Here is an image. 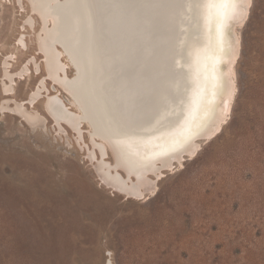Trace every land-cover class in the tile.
<instances>
[{"label": "rangeland", "instance_id": "1", "mask_svg": "<svg viewBox=\"0 0 264 264\" xmlns=\"http://www.w3.org/2000/svg\"><path fill=\"white\" fill-rule=\"evenodd\" d=\"M17 11L18 8H6L3 18L0 17V86L1 70L18 44L19 30L25 23L22 12ZM36 27L39 28L37 19ZM241 33L242 52L247 55L249 37L244 28ZM26 39L28 49L18 54L13 70L20 73L29 62L34 74L28 81H18L17 100L28 99L45 78L42 58L37 55L35 60L39 67L29 61L37 54V34L28 33ZM237 85L238 96L224 132L206 143L198 155L186 162L185 168L175 166L169 170L173 175L159 182L157 194L143 197L142 201L115 196L98 174L97 162L92 163L91 159L81 163L73 158L65 164L61 159L63 148L57 143L61 135L56 130H61L60 125L53 121L52 114L47 112L49 131L37 133L39 130H31L24 117L11 111L12 103L0 107V119L7 116L10 134L18 136L23 145L40 141L44 147L39 151L47 158L46 166L54 171L58 165L61 176L57 179L63 178L59 196L35 183L17 184L0 191V238L15 240L25 255L46 261L57 259L49 254L46 244L53 235H59L65 224L61 205L76 202L100 214L114 212L106 244L113 260L118 253L122 264H142L145 256L151 255L146 251L149 241L152 250L165 245H171L173 250H188L194 264H264V153L259 127L264 123V87L251 78L242 85L238 70ZM46 94L43 91L39 100ZM7 98L4 93L0 103ZM38 109L44 113L43 105ZM67 131L73 133L71 129ZM62 134L67 144V132ZM28 162L26 159L25 163ZM144 187L143 190L150 189L149 185ZM137 205H148L155 215L135 214L133 209ZM161 208L162 214L158 211ZM133 241L135 244L130 246Z\"/></svg>", "mask_w": 264, "mask_h": 264}, {"label": "bare ground", "instance_id": "2", "mask_svg": "<svg viewBox=\"0 0 264 264\" xmlns=\"http://www.w3.org/2000/svg\"><path fill=\"white\" fill-rule=\"evenodd\" d=\"M89 1L92 2L91 8H89L86 0H35L30 11H21L25 23L22 30H19L18 44L14 45L12 55L8 56L1 70L2 83L0 89L2 94L0 97L5 93L8 98L2 100L3 103H0V107L4 108L6 104L12 103L11 111L13 110V113H18L17 115L24 117L23 119L26 120V124L31 130H39L37 133L44 132L46 129L47 132L49 131L47 123L50 117L47 112L52 114L55 119L53 121L57 122L58 126L60 125L61 130H56L58 135L62 136V133L66 132L68 134V129H71L75 134L87 133L90 141L94 144V150L90 151L91 162H97L96 167L100 169L96 168L97 172L99 171L98 174H101L100 177L106 182L105 185L109 190L115 196L127 198V201H142L139 198H152L157 194L160 190L159 182L173 175L169 170L174 169L175 166L185 168L186 162L198 155L206 143H210L224 132L225 126L231 119L234 102L239 92L237 65L235 63L228 65L233 73L231 76L225 68V62L233 58L229 33L231 32L241 38L238 51L242 52L241 31L243 27L241 24L226 27L223 38L226 45L224 47L222 45L223 51L220 50L221 44L215 37V28L213 27L211 45L208 51L196 52L193 61L188 56L187 61L192 62L193 69L189 73V81L187 80L186 83L184 76L174 78L168 71L169 65L175 57L174 49L179 47V42L173 33L156 31L155 25L160 12L150 6L152 0ZM5 10L6 8L0 9L1 18H3L2 11ZM182 15L187 17L190 14L182 13ZM36 19L39 21L38 29ZM92 20H95L94 23ZM92 25L95 26L94 33L100 56L97 62L101 65L104 78L109 73L110 83L108 85L115 89L116 95L128 93L130 89L145 87L149 83L145 78L146 72H150L152 78L155 74L162 72L163 76H160L159 79L153 78L159 89L161 101L167 99L170 91L175 92L181 89L185 90V104L187 106L197 87L198 70L202 73L203 66L207 63L209 73L212 71V61L207 57L215 55L220 59L221 62L216 65V68L222 74V81L216 76L217 88L214 99L212 89L209 86L197 114L196 124L199 125L197 131L198 133L201 131V133L196 135L189 145L174 153L148 161L137 160L130 153L111 147V141L107 134L108 117L97 105L87 73L90 60L86 54V47L89 45ZM180 27L190 29L188 20L185 19L183 23H180ZM150 30L152 34L148 38L146 37L143 42L145 35ZM33 31L37 34V54H35V58L29 61L34 62V65L39 67L38 61L35 60L37 55L42 58L45 78L41 85L33 90V94L31 93L28 99L17 100L15 93L18 81H28L34 72L28 67V62L27 67L18 73L13 70L14 62L18 61L19 53H24L28 49L26 37L28 33ZM200 31L202 34L205 31L203 26H201ZM158 37L161 38L159 41L165 42L162 47L170 45L172 50L166 56L164 50L160 49L159 52L163 57H158L157 61L162 60V63L160 62L159 67L154 70L152 68L155 65V62L153 64L154 57L152 56L149 60L151 64L149 66V62H146L147 56L144 48L155 49V56L159 50V48H154ZM200 47L201 45L197 44V49ZM187 51L189 52L190 49ZM197 55H199V64L196 63ZM175 58L178 59L179 57ZM132 66H135L136 69L135 83L130 84L127 80L119 81L116 72ZM186 74H188V66ZM16 76L19 79H14ZM103 83L101 82L102 91L104 90ZM181 83L183 86L180 88ZM200 83H203L202 75L200 76ZM50 85L54 87L53 90H51ZM43 91L47 93V97L44 96L42 100H39ZM110 93L113 94V90H110ZM109 99H111L110 96ZM222 101L228 102L227 109L223 107ZM102 103L104 104L103 101ZM39 105H43L44 113L38 109ZM156 143L163 145L162 148L156 149L159 152L166 150L170 141H158ZM148 155L151 156V152ZM144 185H149L150 189L148 191L143 190Z\"/></svg>", "mask_w": 264, "mask_h": 264}, {"label": "snow or ice", "instance_id": "3", "mask_svg": "<svg viewBox=\"0 0 264 264\" xmlns=\"http://www.w3.org/2000/svg\"><path fill=\"white\" fill-rule=\"evenodd\" d=\"M34 3L35 0H0V9L18 8L20 11H30ZM150 6L160 12L155 25L156 31L173 33L178 39L179 47L174 51L175 57L179 58L174 57L168 68L174 78L185 76L186 64L181 63V60L187 61L188 56L191 55V53L186 55L189 45L183 39L189 35V28L180 27V23L185 19L188 20L192 40L201 45L197 49L198 53L208 51L213 27L215 37L221 44L220 50L223 51L226 27L241 24L249 37V54L245 55L238 51L241 38L230 32L233 58L225 62V68L231 76L233 73L228 65L235 63L238 66L242 85L246 79L251 78L253 81L258 80L264 87V0H152ZM257 9L260 10L259 15ZM182 13L190 15L185 17ZM201 26L205 29L203 34L200 31ZM207 59L212 61V71L209 73L207 63L204 64L202 73L198 70L197 87L187 106L185 90L181 89L170 91L167 99L162 102L159 89L150 72L145 73L149 83L142 89H130L128 93L121 95L111 94V99H105L108 117L107 134L111 147L128 152L137 160L148 161L174 153L189 145L198 135L197 114L209 86L212 89L213 99L216 96L215 68L221 61L215 55ZM196 63L199 64V55ZM116 77L119 81L127 80L130 84L135 83V66L118 70ZM222 105L227 109L228 102L222 101ZM7 119V116L0 119V191L17 184L31 186L35 183L38 188L45 187L59 196L63 182L62 177L60 180L57 179L61 176L60 167L57 165L54 171L49 170L46 166L47 158L39 151L44 145L40 141L29 145L21 144L19 137L10 134L6 128ZM259 127L262 137L261 151L264 153V123ZM64 135H68V143L63 142V136L57 138V143L63 148L61 159L65 164L70 163L73 158L81 163L91 159L90 151L94 150V144L89 136L75 132ZM158 141H170V144L166 150L157 152V148L163 147L156 143ZM149 152L151 156L148 155ZM26 159L29 161L27 164ZM261 164L264 165V159L261 160ZM248 178L251 180V173ZM61 207L65 224L59 235H53L46 244L49 254H54L57 259L46 261L25 255L20 252L15 240L3 237L0 238V264H122L118 253L113 262L109 246L106 244L114 212L100 214L76 202L62 204ZM158 211L162 214L164 209ZM133 212L137 215L144 212L155 215L148 205H137ZM134 244V241L130 242V246ZM150 245L149 241L146 251L151 252V255H146L142 264H194L188 250L179 248L173 250L171 245L152 250Z\"/></svg>", "mask_w": 264, "mask_h": 264}, {"label": "water", "instance_id": "4", "mask_svg": "<svg viewBox=\"0 0 264 264\" xmlns=\"http://www.w3.org/2000/svg\"><path fill=\"white\" fill-rule=\"evenodd\" d=\"M86 3L89 4V8L90 5L92 6V2L90 3L89 0H86ZM95 20H92V22L94 23ZM131 26V25H130ZM97 27V25H96ZM92 28V29H91ZM91 33H90V40H89V45H87L86 47V54H87V57L89 58V68L87 70V73L89 74V79L91 81V86H92V91H93V95L97 102V105L100 106V110L103 112V113H106V108H105V99H109V96L111 97V93H110V90H113V94H116V91L115 89L111 88L108 84L110 83L109 82V73L105 75V78L103 73H102V69H101V65L100 63L97 62V59L99 60L100 59V56L98 54V50H97V44H96V36H95V33H94V28L95 26L92 25L91 26ZM97 32H98V28H97ZM93 33V34H92ZM152 34L151 30L149 32H147V34L145 35L144 39H143V42L144 40H146V37L148 38V36H150ZM154 36V35H153ZM160 36V34H159ZM191 36V29H189V35L186 36V37H183V39L188 43L189 47L186 49V55H187V50L190 49V51L188 53H191L190 57H191V61H193V58H194V55L196 54L197 52V43H195L193 40H192V37ZM108 38H110V36H108ZM161 38L158 37V40H157V43L155 45L154 48H159L158 53L154 56V53H155V49L152 50L148 47V49L144 48L146 50L145 52V55L147 56V60L146 62H149V60L151 59V57L153 56L154 57V60H153V64L155 62V65L152 67L154 70L159 67V63L161 62L162 63V60H158V57H163V55L159 52L160 49L162 48L164 50V52L166 53V56L170 53V50L171 49V46L170 45H167L166 47H162L165 45V42L164 41H159ZM225 40H223V47L226 45L225 44ZM175 45L173 44V47ZM150 49V50H149ZM107 53V52H106ZM106 55V54H105ZM159 55V56H158ZM165 56V57H166ZM141 58H142V55H141ZM186 62V69H187V66H188V74H185L186 75V78L184 76V80L186 81L187 83V80L189 81V73H191L192 69H193V66H192V62L189 63L188 61H185V60H181V63H185ZM188 62V63H187ZM149 66H151L150 62L148 63ZM190 65V66H189ZM170 66V65H169ZM151 68V69H152ZM162 72L160 73H157L155 74V76L153 77L154 79H159L160 76H163V73L161 74ZM220 71L216 68V76H218V78H221V81H222V74L220 75ZM101 82H104V90L102 91L101 90ZM182 83L180 84V88L182 87ZM102 91V92H101ZM102 101L104 102V104L102 103ZM98 106V107H99ZM107 114V113H106ZM201 133V131L199 132ZM198 133V134H199Z\"/></svg>", "mask_w": 264, "mask_h": 264}]
</instances>
